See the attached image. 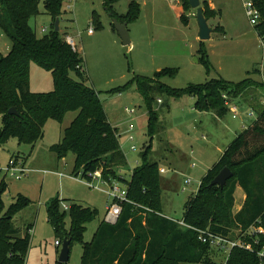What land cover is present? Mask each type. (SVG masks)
I'll return each mask as SVG.
<instances>
[{
    "label": "trees",
    "instance_id": "trees-1",
    "mask_svg": "<svg viewBox=\"0 0 264 264\" xmlns=\"http://www.w3.org/2000/svg\"><path fill=\"white\" fill-rule=\"evenodd\" d=\"M118 0H104V6L112 19L121 23L136 22L141 5L135 1L128 6L125 15H119L113 5ZM260 12L255 30L264 41V0H252ZM41 0H0V29L11 41L6 56L0 55V150L11 138L20 145L33 150L44 137L49 120L63 123L70 112H78L71 125L65 129L61 141L51 146L60 160L73 154L75 163L72 175L89 178L101 172L107 181H119L127 186V199L122 214L115 225L103 221L91 242H84L87 226L98 216V210L76 202L55 198L48 206V221L53 227L57 241L71 240L83 245L81 264H215V250L198 240V233L173 222L164 215L160 166L151 161L152 143L160 132L159 112L154 109L159 95L166 94L178 99L189 95L196 99L195 109L212 112L224 118L230 109L226 105L235 100L249 98L251 108L258 114L256 121L228 146L220 160L201 180L199 191L185 205L183 222L198 230H208L231 240L242 239L252 245L254 251L234 248L228 264H262L255 250L264 244V236L253 234L252 227L264 228V106L259 99L264 85L252 80L230 83L223 79L211 80L202 85H190L177 90L162 84L164 77H175L174 69L155 73L152 79L137 78L136 89L145 100L148 117L149 145L141 153L140 165L128 180L121 170L128 159L120 145L118 129L109 121L98 92L87 84V69L83 57L56 31V21L61 20L65 0H45V9L52 18L51 31L39 38L30 21L39 15ZM204 15L208 21L217 12L203 2ZM192 8L189 0H182L179 16L188 25ZM93 26H99L94 16ZM223 33L218 26L213 32ZM203 45V43H202ZM201 61L209 68L204 48L200 49ZM36 64L52 74L54 89L47 93H35L30 89V69ZM133 83L114 90L122 93ZM252 93V95H251ZM224 97H227L225 99ZM264 99V96H263ZM15 109L17 115L10 114ZM21 157L20 155H14ZM24 158V157H23ZM26 161V158H24ZM229 168L233 177L221 189L211 186L215 177ZM246 193L243 209L233 215L234 194L237 187ZM8 185L0 183V264H26L31 248V232L22 237L14 218L31 201L19 195L7 209L3 195ZM69 204L64 210L62 204ZM67 215L70 226H66ZM234 230L241 234L235 238ZM245 233V234H244ZM245 235V236H244ZM260 244L256 245L255 241ZM57 264H62L57 261Z\"/></svg>",
    "mask_w": 264,
    "mask_h": 264
},
{
    "label": "rangeland",
    "instance_id": "rangeland-1",
    "mask_svg": "<svg viewBox=\"0 0 264 264\" xmlns=\"http://www.w3.org/2000/svg\"><path fill=\"white\" fill-rule=\"evenodd\" d=\"M133 1L141 5L142 14L136 22L127 26L131 39L129 46L123 45L104 0H77L71 8H68L71 3L65 2L59 24L61 35L71 36L75 40L77 52L85 61L87 84L98 92L110 123L118 129L120 145L128 159V165L121 170V174L128 180L132 171L140 165L141 153L150 141L147 107L136 89L137 78L152 79L157 72L174 69L178 71L177 75L164 77L161 82L177 90L217 79L236 84L249 79L264 85L262 40L246 15V0H200L202 6L203 1H210L216 9L217 16L208 21L209 27L216 29L220 26L224 30L223 33L213 32L206 42L199 38L196 10L187 13V16L192 15L188 25L182 23L179 16L182 0H118L113 5L114 10L119 15H125ZM95 15L99 22L96 27L92 24ZM30 25L39 38L51 31L53 20L46 12L45 0H41L39 15L30 21ZM91 26L94 31L92 36L89 35ZM10 48V39L0 29V55L6 56ZM201 48L206 51L209 68L200 60ZM33 65L32 92L52 91V74ZM131 82L133 85L129 90L114 93V90ZM159 96L163 103L157 100L154 109L159 112L160 132L152 143L151 161L160 166L163 212L170 218L182 220L185 205L199 191L201 180L237 136L256 121L258 114L238 99L234 102L238 117L234 118L233 113L229 112L218 119L212 112L194 109L196 99L189 95L178 99L166 94ZM263 96L264 91H260L259 99L263 100ZM248 98L251 100L252 96ZM248 98L244 97L242 101ZM126 109L135 110V113L130 115ZM251 112H255L253 116ZM77 114L68 113L63 123L49 120L44 128V137L32 154L30 146L20 145L15 138L8 140L0 150V183L5 181L8 185L2 198L5 210L19 195L31 201L13 221L22 237L28 227H33L26 264H57L63 243L60 247L56 245V234L48 221L47 211L55 198L98 210L97 218L87 226L84 242L93 240L99 225L106 218L108 195L91 189L87 185L88 179L80 177L77 180L72 176L73 154L59 161L51 151V146L61 141L65 129ZM131 136L138 149L135 152L131 150ZM14 155L27 156L28 159L26 169L30 173L21 180L2 171ZM43 171L49 173L45 175ZM188 181L190 185H186ZM241 194L245 196L244 202ZM234 198L232 213L236 216L243 209L247 196L238 186ZM63 206L69 204L63 203L64 209ZM66 226H70L69 215ZM233 232L235 238L241 234L240 230ZM82 256L83 245L77 242L72 244L68 264H81ZM213 259L215 264H221L223 255L215 251Z\"/></svg>",
    "mask_w": 264,
    "mask_h": 264
},
{
    "label": "built area",
    "instance_id": "built-area-1",
    "mask_svg": "<svg viewBox=\"0 0 264 264\" xmlns=\"http://www.w3.org/2000/svg\"><path fill=\"white\" fill-rule=\"evenodd\" d=\"M77 0H65V2H70L71 5L68 6V8H71L72 4L74 2H76ZM64 2V3H65ZM244 8H245V12L246 15L249 19L250 24L255 28L260 21V12L257 9V7L255 6V4L253 3L252 0H246L244 3ZM44 32L46 31V29L43 30ZM94 31L92 30V26L89 29V34H93ZM65 41L67 42L68 45L71 46V48L73 49V51L77 52V45L75 43V40L71 37V36H66L65 37ZM261 46L264 50V42L261 41ZM225 99H227V97H224ZM158 103H162L161 100L158 101ZM226 105L229 107L230 112L233 113L234 118L238 117V110L237 108L234 106L233 103H229L228 101L226 102ZM262 105L264 106V99L262 101ZM126 112L128 114H134L135 110H130V109H126ZM255 112H251V116L254 115ZM133 132V127H130V133ZM130 142L133 143L131 144V150L133 152L137 151V147L136 145H134V139L131 136L130 137ZM7 176H11L12 178H15L16 180H21L23 177L28 176V174L30 173V170L26 169V161L24 160L23 157H15L13 156L10 161L9 164L6 168H4L2 170ZM43 174H48V171H43ZM60 176H64V174L59 173ZM73 176V175H72ZM77 180H79L80 177H82L81 175L79 177H75ZM83 178V177H82ZM89 181L87 182V185L94 190H98V191H103L104 193H106L109 197V204L107 206V214H106V221L108 223L111 224H115L118 222L121 214H122V207L123 204L126 202H129L127 199V186L125 184L120 183L119 181H107L103 178L102 173L101 172H96L93 175H90L89 178H86ZM94 182H98L97 184H94ZM190 181H188L186 183V185H190ZM65 210H68L69 207L68 206H63ZM170 219V218H169ZM173 222L179 224L182 227H186L189 229H193L198 233V240L202 243V244H208L210 245L215 251H217V253L222 254L223 255V262L221 264H228V260L230 257V253L234 248H242V249H246L249 251H254L253 247L251 244L246 243L245 241H243L242 239H237V240H231L229 238H226L224 236L221 235H216L213 234L208 230H198L195 228H192L188 225H186L183 220H175V219H170ZM251 232L253 234H257V235H263L264 236V228L263 227H252ZM245 236V235H244ZM62 243H60L59 241L56 242L57 246H61ZM256 245L260 244L259 240L255 241ZM257 256L259 257L260 261L262 264H264V244L260 245V247L255 250Z\"/></svg>",
    "mask_w": 264,
    "mask_h": 264
},
{
    "label": "water",
    "instance_id": "water-1",
    "mask_svg": "<svg viewBox=\"0 0 264 264\" xmlns=\"http://www.w3.org/2000/svg\"><path fill=\"white\" fill-rule=\"evenodd\" d=\"M192 10H196V19L199 24L200 32H199V38L202 42H206L210 40L211 34L213 30L208 25V20L206 19L204 15V9L202 7L200 0H189ZM60 20L56 21V31L58 32L60 30L59 28ZM113 26L115 30L118 32L123 45L129 46L131 45V39L130 34L128 31V24L121 23L118 20H113ZM10 114L17 115V111L15 109L10 110ZM233 177V173L229 168H224L212 181L211 186H217L223 189L227 182ZM71 240H64L62 249L60 251L58 262L62 264H68L70 260V254H71Z\"/></svg>",
    "mask_w": 264,
    "mask_h": 264
},
{
    "label": "crops",
    "instance_id": "crops-1",
    "mask_svg": "<svg viewBox=\"0 0 264 264\" xmlns=\"http://www.w3.org/2000/svg\"><path fill=\"white\" fill-rule=\"evenodd\" d=\"M203 2H205V1H203ZM207 2L210 4V7L216 11V9H215L214 6L211 4V2H210V1H207ZM202 7H203V6H202ZM191 18H192V15L190 14V15H189V20H190ZM211 29H212V28H211ZM212 30H213V29H212ZM212 34H213V32H212ZM212 34H211V35H212ZM89 35L92 36V35H94V33H93V34H89ZM34 69H35V68H34V65L32 64V65H31V69H30V89H31V91H32V88H31V83H32V82H31V77H32V72L34 71ZM160 100H161V99H160ZM242 100H243V99H241L240 101L242 102ZM158 101H159V100H158ZM161 101H162V100H161ZM162 103H163V101H162ZM162 103H160V104H162ZM246 104L249 105V106H251L248 102H246ZM194 109H195V108H194ZM214 115H215V114H214ZM76 116H77V115H76ZM215 117L218 118L216 115H215ZM75 118H76V117H75ZM75 118H74V119H75ZM218 119H219V118H218ZM114 127H115V126H114ZM36 146H37V144H36ZM36 146H35V148H34L33 150L31 149V150H32V151H31V154H32V153L34 152V150L36 149ZM24 158H26V162H27V160H28V159H27V156H25ZM74 163H75V157H74V162H73V168H74ZM124 177H125V176H124ZM185 189H186V188H185ZM241 195H242V200H243V202H244V201H245V196H243V194H241ZM164 215H165L167 218H170V217L167 216L165 213H164ZM170 219H173V218H170ZM104 221H106V218H105ZM106 222H107V221H106ZM107 223H108V222H107ZM109 224H111V223H109ZM115 224H116V223H115ZM115 224H111V225H115ZM32 231H33V228H32ZM61 245H62V244H61ZM58 247H60V246H58Z\"/></svg>",
    "mask_w": 264,
    "mask_h": 264
}]
</instances>
